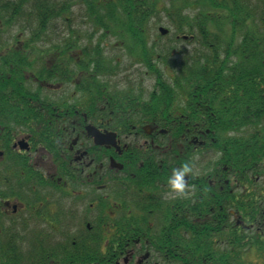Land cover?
<instances>
[{
  "label": "flooded vegetation",
  "instance_id": "obj_1",
  "mask_svg": "<svg viewBox=\"0 0 264 264\" xmlns=\"http://www.w3.org/2000/svg\"><path fill=\"white\" fill-rule=\"evenodd\" d=\"M46 1L60 2L63 18L43 22V26L61 24L65 27L74 22L67 17L68 0ZM246 1L247 8L245 0H210L214 13H207V35L169 37L192 42L194 62L204 48L200 42H210L208 47L218 50L225 71L224 116L238 115L237 120L229 121L245 120L253 128L251 138L263 141L264 117L261 115L264 116V109L257 119L256 116L244 118L247 109L244 88L230 83L235 69L238 73L245 72L242 40L245 25L259 11L252 7L254 0ZM194 4L195 12L196 1ZM39 6L35 0H0V264H102L97 256L92 258L78 252L81 244L99 248L101 227L110 228L105 220L114 219L120 203L117 194L101 192L115 186L125 169L123 182L131 199L180 202L181 194L170 187L153 196L143 193L144 172L139 169L145 168L148 150L163 149L164 152L167 147H162L160 142L161 123L172 119L161 111L148 114V111L132 109L147 103L150 94L147 88H155L157 84L143 83V79L156 77L139 76L137 72L158 74L161 68L144 67L147 63L133 61L124 44H117L120 36L107 35L105 50L100 56L96 51L98 36H70L66 27L60 40L58 34H43L42 30L32 33V27L41 25V19L37 18ZM232 14L234 17L230 18ZM254 21L263 26L262 20ZM192 25L193 19L190 27ZM21 27H28V33H22ZM122 38L126 43L131 37ZM255 51L264 53V50ZM118 55L122 56L120 66L114 60ZM232 57L237 58L236 66L230 62ZM257 95V88L251 90L254 106ZM263 102L264 98H260L257 105ZM183 105H186L184 98ZM94 128L110 137L102 143L110 146L94 145V137L90 134ZM244 136L245 131H241L238 137ZM110 139L115 140L111 142ZM200 140V136H192L193 143L203 145ZM209 140L204 142L210 147ZM101 156L104 157L100 159ZM226 156L220 176H213L211 163L207 169V208L210 211H214L213 190L217 194L229 191V175L235 171V162H230L228 152ZM176 157L179 159L180 153ZM107 159L109 166L105 163ZM167 167L171 173L176 168ZM261 172L260 167L253 175V193L260 197L258 201L253 200L254 205L264 202ZM239 175L244 187L245 173ZM185 179L189 193L195 195L197 180ZM261 181L263 187L258 189ZM48 190H54L55 195ZM66 194L82 198L75 200ZM246 194L244 187L241 197ZM84 195L87 196L85 200ZM126 205L132 208L130 212L138 208L133 203ZM96 207L100 208L97 214L87 212ZM76 212L81 214L78 218ZM258 225L262 229L259 233L264 234V222ZM244 227L242 222L241 228ZM136 242L141 249H150L148 241L143 245L138 238ZM108 247L111 248V244Z\"/></svg>",
  "mask_w": 264,
  "mask_h": 264
},
{
  "label": "trees",
  "instance_id": "obj_2",
  "mask_svg": "<svg viewBox=\"0 0 264 264\" xmlns=\"http://www.w3.org/2000/svg\"><path fill=\"white\" fill-rule=\"evenodd\" d=\"M113 2L114 0H68L70 17L76 5L84 4L85 13L87 12L92 20L90 21L92 23L90 32L83 31L82 28L80 31V28L72 25L69 28L70 34L90 33L91 36H98L96 51L100 56L105 50L107 35H116L120 36L117 44H124L133 61L145 62L150 66L155 65L152 64L154 60L159 62L156 67L161 68V71L158 74H153L156 77L153 82L157 84L149 92L148 104L145 102L142 106L139 104L132 107L134 111H148V114L161 111L168 119H172L161 123V126L171 133L170 136L168 134L163 136V144L167 145L166 150L161 154L154 153V150H148V161L145 168H139L140 171L144 172V181L147 187L145 194L157 195L160 190V185L156 183L157 180L168 181L171 175L167 167L168 160L166 158L158 160L157 155L166 157L170 153H180L181 157L177 159V162L182 165L189 164L191 158L197 154L212 149L214 154L219 155L218 164L220 165L226 161L228 152L230 162L240 163L244 168L252 167L256 158V150L249 148L252 134L244 138V140L247 139L244 143L246 149L240 148L239 142L242 139L230 132V128H236L237 122L229 121L237 120L239 116L236 114L228 118L224 116L225 101L222 95V86L225 71L222 68V59L218 50L209 48L210 42L203 41L206 51L202 50L200 54H197L195 62L194 55L187 52L192 44L188 39H182L183 42H175L169 50H158L156 47L162 41V35L158 33L155 38H152L150 20L159 7L163 5L164 0H116V5L112 6ZM167 2L165 0V3ZM38 3L40 6L37 16L41 19V25L37 28L42 30V33H47L49 26L46 28L43 26V22L47 23L49 20L63 16L61 3H51L46 0H40ZM188 3L189 0H174L173 7L170 5L176 17L175 27L177 31L173 32L174 35L187 37L207 35L208 30L203 25L204 21L197 25V31H194L193 25L190 27V15L185 10ZM166 8L165 4V10ZM125 35L131 37L126 40V43L123 42L124 38H122ZM258 39L254 40L250 36L244 38L243 70L245 72L243 74L238 73L235 69L230 79L231 84L241 85L244 88V104L247 108L243 113L244 118L256 116L257 119L258 114H262L261 110L264 109V102L257 105V101L264 98V53L257 54L255 51L264 50V46L262 42L257 41ZM253 45L256 46L255 50L251 47ZM121 59L122 56L120 55L114 59L118 66L121 64ZM230 62L236 66L237 58H230ZM195 66L198 67L197 70L194 69ZM100 68L106 69V67ZM256 88L258 95L255 102L256 106H254L250 96L251 90ZM177 93H180L182 99H185V106L176 104ZM195 102L199 103V106H196ZM229 103L232 104L233 101L230 100ZM261 117L264 116L261 115ZM186 120H193L194 122H187ZM239 125H247V123L243 122ZM194 135L200 136L203 145L192 142ZM208 138L210 139V147L204 142ZM227 147H229L228 150ZM132 159L135 161V157ZM172 161L174 162L176 159L173 158ZM170 167H175L174 163ZM250 181L253 180L250 179ZM197 184L198 193L195 200L180 199V204L179 202H171L165 207V212L171 216H174L178 207H181V210L186 208V210H183L177 219L165 218L163 224L156 228L157 233L153 230L152 219L148 218L151 217L152 209L157 202L143 200L139 203V208L147 212L148 217L145 215L133 217L129 223L131 228L117 229L120 236H117L113 242L120 245L119 250L125 252L126 239L141 237L143 240L156 242L162 249L157 250L156 253L161 255L166 253L167 258L164 259L169 264L260 263L253 261L249 256L254 255L252 252V248L253 250L255 248L252 247L253 241L264 239V237L258 232L251 233L246 227H239L241 225L236 223V219L230 220V218H234L229 211L230 208L234 204L238 209L240 207L235 194L226 190L219 191L217 194L213 190L212 206L218 207V212H211L212 219L207 222L195 220L199 218L197 216L206 213L208 206L207 179L205 177L198 178ZM189 213H192V216ZM246 217L249 219V216L246 215ZM174 226H178L179 229L175 230ZM248 241H250V245H248ZM247 245L248 247H246ZM113 254L115 252L102 248L100 259L101 261L107 258L112 259L115 257Z\"/></svg>",
  "mask_w": 264,
  "mask_h": 264
},
{
  "label": "rangeland",
  "instance_id": "obj_3",
  "mask_svg": "<svg viewBox=\"0 0 264 264\" xmlns=\"http://www.w3.org/2000/svg\"><path fill=\"white\" fill-rule=\"evenodd\" d=\"M263 1L264 0H257V3L259 4V5H261L262 3H263ZM79 11V8H76V11L73 13V15H75V18L76 17H78V16H80L79 14L81 13H79L78 12ZM78 13V14H77ZM77 14V15H76ZM24 21H26V20H23V22ZM160 25L161 26H166V27H168L167 25H168V21L167 20H165V19H163L162 21H160ZM159 25H157V24H155V21H153L151 24H150V27H151V29H152V35H154L155 34V32H156V30H158V27ZM158 33V32H157ZM149 83V82H148ZM71 91H72V88H71ZM91 141H89V143H90ZM209 158L212 160L211 162H212V168L215 166V165H213V164H215V162H216V156H215V154L213 153V154H211V155H209ZM201 166H203V165H201ZM201 166H197V167H195V171L196 172H199L198 170H199V168L201 167ZM263 187V183H262V181L259 183V184H257V188L258 189H261ZM239 190L241 189V188H238ZM49 191V193H51L52 195H55V192H54V190L53 191H51V190H48ZM68 197H70V198H72V199H75V200H81V198H82V196H80V197H77V196H75V195H72V194H66ZM87 198V196L86 195H84V197H83V199L85 200ZM83 205H86V204H83ZM87 212H89V214H97L98 212H100V208L99 207H96V209H94V210H87ZM120 214H122V212H119L118 213V215H120ZM81 214H80V212H76L75 213V216H76V218H78L79 216H80ZM91 219V218H90ZM72 220H75L74 219V217L72 216ZM92 220V219H91ZM75 236H77L78 234L77 233H75L74 234ZM254 256H257V254L254 252ZM261 258V260H260V263H258V264H264V252L261 254V256H258V258ZM258 258H256V257H253V259H258ZM245 264V263H244Z\"/></svg>",
  "mask_w": 264,
  "mask_h": 264
},
{
  "label": "clouds",
  "instance_id": "obj_4",
  "mask_svg": "<svg viewBox=\"0 0 264 264\" xmlns=\"http://www.w3.org/2000/svg\"><path fill=\"white\" fill-rule=\"evenodd\" d=\"M191 171L192 168L188 163L181 165L179 168H174L167 181L170 189L176 193L183 194L186 188L185 176Z\"/></svg>",
  "mask_w": 264,
  "mask_h": 264
},
{
  "label": "water",
  "instance_id": "obj_5",
  "mask_svg": "<svg viewBox=\"0 0 264 264\" xmlns=\"http://www.w3.org/2000/svg\"><path fill=\"white\" fill-rule=\"evenodd\" d=\"M163 32H165L164 30H162ZM93 131L90 133L94 139L95 142L98 143H104V141H107L108 138H110L108 135H103L101 134L98 130L96 129H92Z\"/></svg>",
  "mask_w": 264,
  "mask_h": 264
}]
</instances>
